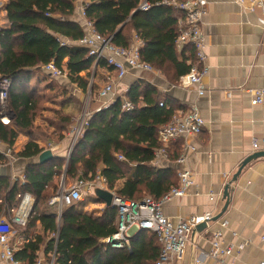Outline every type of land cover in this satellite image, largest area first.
<instances>
[{
    "label": "trees",
    "instance_id": "16d2710c",
    "mask_svg": "<svg viewBox=\"0 0 264 264\" xmlns=\"http://www.w3.org/2000/svg\"><path fill=\"white\" fill-rule=\"evenodd\" d=\"M144 1L89 0L84 8L98 33L121 48H129L136 36L143 43L142 61L179 83L196 64L194 47L188 44L181 52L178 50L179 20L173 7L163 5L164 0H148L151 8L141 11ZM76 3L77 0H8V26L0 29V79L11 83L9 105L14 117L9 125L0 120V144L11 150L23 132L32 135L29 130L34 123L37 92L29 85L43 67L54 63L63 72L66 70L70 83L87 95L96 90L91 83L95 59L87 49L75 44L85 35L80 23L72 20ZM96 66L95 73L101 68L111 70L103 60ZM127 99L133 106L130 111L123 109L124 100L120 98L92 115L66 167L62 157L57 156L46 165L27 164L24 183H14L9 176L0 175V217L5 207L18 204L23 193L35 199L27 226L19 228L27 242L16 250L17 261L36 264L44 249L48 259L55 255V264H156L161 246L151 232H139L124 249L107 244V239L117 232L116 207H106L100 216H94L84 211L85 203L79 202L63 209L59 218L57 208L49 205L60 188L55 179H61L64 173L76 178V182H92L100 175L106 179L107 189L125 201L139 202L146 195L160 201L178 187L179 177L172 167L152 165L155 151L161 147L159 131L170 123L176 109L169 107L167 96L142 82L130 88ZM174 149H168L173 163L181 156ZM43 151L36 140H31L17 156L29 162ZM6 161L0 153V165ZM95 200L102 202L97 197ZM38 226L42 233L34 235Z\"/></svg>",
    "mask_w": 264,
    "mask_h": 264
},
{
    "label": "crops",
    "instance_id": "0c3cea01",
    "mask_svg": "<svg viewBox=\"0 0 264 264\" xmlns=\"http://www.w3.org/2000/svg\"><path fill=\"white\" fill-rule=\"evenodd\" d=\"M203 1L207 4V12L203 18L202 33L209 68V73L203 80L207 89L204 97L198 99L194 88L179 86L173 76L166 78L159 71L138 69L129 71L116 85L114 93L101 99L99 92L106 84L108 70L101 68L95 73L96 64L91 80L96 90L94 94L89 91L88 95H92L94 100L93 114L111 106L120 98L128 100L130 88L136 82L156 88L158 93L167 96L169 107L173 106L176 110L187 109L196 102L206 123L203 132L197 137L180 139L169 147L180 151L181 155L185 145L195 147V151L188 154L181 166L172 161L167 163V167L175 170L177 177L180 171H189L194 184L185 197L167 201L163 212L174 222L207 213H212L214 217L208 229L195 237V243L191 239V245L183 258L173 264H217L216 259L211 257L215 233L221 234L223 247L243 246V249L236 250L227 259L229 264H260L264 262V158L244 163L255 154L252 141L264 138V103L252 104L253 93L264 91V5H252L251 0H244L243 4L238 0ZM88 2L89 0H77L72 20L78 21L80 25L81 10ZM7 3L8 0H0V29L8 26ZM132 44L143 48V43L136 36L133 37ZM65 72L67 73L66 70ZM75 87L78 93L82 92L76 85ZM28 138L18 150L15 149L17 143L13 150L8 147L0 150L7 159L5 166L0 165V171L6 173L0 172V175L9 176L11 182L15 183V179L25 176L27 164L31 163L17 156L30 142ZM37 142L44 151L47 150V146L42 145L41 141ZM70 143V134L61 143H48L60 145V151L54 154L66 157L64 167L68 163L66 154ZM0 146L4 147L3 144ZM63 151H66L65 154ZM62 178H65V173ZM57 180L56 178L55 183L59 184ZM121 186L123 181L119 183V187ZM228 187L229 206L223 213L227 202L224 193ZM211 197H214L213 201ZM86 209L85 206L84 211L94 216H100L104 210L94 213ZM219 215H222L221 218L214 220ZM41 233L42 229L38 226L33 234ZM12 242L18 250L27 240L19 235ZM38 258L48 260L44 249ZM0 264H4L1 257Z\"/></svg>",
    "mask_w": 264,
    "mask_h": 264
},
{
    "label": "built area",
    "instance_id": "2783aa9c",
    "mask_svg": "<svg viewBox=\"0 0 264 264\" xmlns=\"http://www.w3.org/2000/svg\"><path fill=\"white\" fill-rule=\"evenodd\" d=\"M240 4L244 0H238ZM252 5H264V0H251ZM163 5L173 7L178 12L179 36L176 41L178 50L181 52L186 45L194 47L196 53V64L192 67L189 74L182 77L179 86L184 88H194L197 98L200 99L206 95L207 89L204 84V78L209 73L206 64L205 38L202 33L203 18L207 12V4L203 0H164ZM151 8L148 0H145L141 6V11H148ZM82 28L85 31L84 37L75 44L87 49L89 56L95 59L97 65L100 61H105L108 68L106 75V84L99 92V98L105 99L114 93L116 85L121 82L129 71L142 69L145 71H155L149 64L142 61L141 47L131 45L129 48L117 47L112 43L111 38H106L96 31L92 22L88 20L85 8L81 10ZM137 38V37H136ZM43 71L54 79L62 78L65 73L57 68L54 63L43 67ZM11 83L9 79H0V120L5 125H9L13 120L14 114L9 105V91ZM264 103V91L259 90L253 93V105ZM109 106V105H108ZM163 106V103H161ZM123 109L130 111L133 106L127 100L124 101ZM93 114L87 113L82 116L70 132V146L67 153L69 161L73 149L83 137L84 131L88 127ZM205 120L201 116L197 103L190 104L187 109L176 110L172 120L159 131L158 140L161 147L155 151V157L152 162L157 168L167 167L171 163L168 149L171 143L180 139L193 138L200 136L205 128ZM253 153L264 151V138L254 139L252 141ZM47 150L52 153L60 151V145L48 144ZM195 151V147L185 145L182 155L176 161L181 166L185 163L188 154ZM123 161V156H118ZM178 187L173 188L162 200L156 201L147 197L142 201H125L114 195L113 207L118 210L117 232L107 239V244L113 249H124L130 240L142 231L153 233L161 246V252L156 264H173L181 260L191 245V235L195 227L202 223H210L213 220V214L207 213L203 216H192L174 222L164 215L163 207L165 203L173 198H183L189 194L193 184V176L189 171L179 172ZM25 182V176L15 181ZM93 192L98 189L108 190L106 179L100 175L92 181ZM85 182H76L71 187L65 184V178H62L61 185L57 194L49 201L51 207H56L59 218L63 209L75 205L82 201V189ZM109 191V190H108ZM111 192V191H110ZM95 193V192H94ZM112 193V192H111ZM214 200V197H211ZM33 196L25 192L18 197V204L11 208H6L5 214L0 217V250L1 261L4 264H22L15 258L16 249L11 245L10 235L13 232L12 226L25 228L30 219L33 206ZM2 204V201L0 202ZM226 226V224H224ZM221 234L213 235V247L211 257L216 259L217 264H229L227 259L232 257L235 251H240L243 246L231 245L223 247ZM36 264H55V255L51 254L48 260H38ZM260 264H264L260 263Z\"/></svg>",
    "mask_w": 264,
    "mask_h": 264
},
{
    "label": "rangeland",
    "instance_id": "374dc122",
    "mask_svg": "<svg viewBox=\"0 0 264 264\" xmlns=\"http://www.w3.org/2000/svg\"><path fill=\"white\" fill-rule=\"evenodd\" d=\"M64 73L66 76L54 79L43 71L39 74L38 78L34 77L32 79L29 87L37 92L35 96V100H37V108L34 114V123L32 129L29 130L32 131V135L30 136V138H28L26 137L27 132H23V134L18 138V142L16 145L17 147L15 149L18 150L24 143H26L28 141L27 138L30 141L31 138L36 141H41V144L45 146H48L49 142L61 143L62 141H64V138L68 137L71 129L76 125V123L82 116L86 115L87 113L93 114V112L95 111L92 95L90 96L82 92L78 93V89L75 87V85H70V81V84L68 83L67 73ZM3 146L4 147L0 146V150L6 148L5 145ZM65 161L66 157H62L61 162L63 163V165ZM0 172L6 173V171L3 170ZM76 181V178L67 177L65 175V184L68 188L74 185ZM56 182L60 184V179H58ZM84 182L85 187L81 192V202L85 203L84 207L86 206L87 211H92L94 213L100 212L105 208V205L102 202H95L96 195L94 193L95 191L93 192L94 187L91 186L92 182ZM111 192L116 194L114 191ZM145 197L148 196L146 195L144 196V198ZM41 208H43V205L41 206ZM5 209L6 208L3 209V213L1 216H3L4 214L5 216H7V210ZM12 228L13 232L10 235V240L11 245H13V247L15 248V245L12 241H14V237H18L19 235H21L22 230L15 227L14 225L12 226Z\"/></svg>",
    "mask_w": 264,
    "mask_h": 264
},
{
    "label": "water",
    "instance_id": "95a60500",
    "mask_svg": "<svg viewBox=\"0 0 264 264\" xmlns=\"http://www.w3.org/2000/svg\"><path fill=\"white\" fill-rule=\"evenodd\" d=\"M56 157L57 156L54 153H52L51 150H45L38 156L37 159H35V161H30V162L33 164L46 165V164L51 163ZM259 158H264V152H258V153L253 154L252 157H250L249 159H247V161H245L244 165L252 159H259ZM241 170L239 173H241ZM228 189H229V187L226 188L225 193H224V198L227 200V202H226V205L223 209V213H225L227 211L228 206H229ZM95 195L98 199H100L104 203V205L106 207H113V201L115 198L113 193H111L108 190L98 189L95 191ZM222 215H219L214 220H219ZM208 226H209V223H202V224L198 225L197 227H195V229L192 232V236H191L192 243H195V237L198 234H201L204 231H206L208 229Z\"/></svg>",
    "mask_w": 264,
    "mask_h": 264
}]
</instances>
